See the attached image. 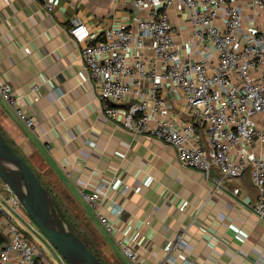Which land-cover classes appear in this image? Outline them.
I'll return each instance as SVG.
<instances>
[{"label":"crops","instance_id":"1","mask_svg":"<svg viewBox=\"0 0 264 264\" xmlns=\"http://www.w3.org/2000/svg\"><path fill=\"white\" fill-rule=\"evenodd\" d=\"M132 20L111 0H0V80L35 122L26 127L0 98V131L52 197L68 201L84 240L107 264H132L120 239L144 264H264V218L253 211L248 169L218 184L217 168L206 175L181 166L171 145L124 129V103L116 119L103 113L68 29L83 21L101 39L111 24ZM98 187L96 211L82 193ZM98 212L112 221L111 233Z\"/></svg>","mask_w":264,"mask_h":264},{"label":"built area","instance_id":"2","mask_svg":"<svg viewBox=\"0 0 264 264\" xmlns=\"http://www.w3.org/2000/svg\"><path fill=\"white\" fill-rule=\"evenodd\" d=\"M111 2L129 9L133 20L111 24L101 39H93L83 21H73L68 29L105 116L116 119L117 105L124 103V129L171 145L181 166L206 175L217 168L218 184L248 169L257 188L253 211L264 218V0ZM45 7L50 10V3ZM0 98L26 127L34 126L3 80ZM3 188L0 264H53L49 254L67 264L40 229L20 215L12 190ZM238 191L233 187L232 193ZM102 192L98 187L82 193L93 210ZM98 214L111 233L112 221ZM118 243L132 264H144L133 245Z\"/></svg>","mask_w":264,"mask_h":264},{"label":"water","instance_id":"3","mask_svg":"<svg viewBox=\"0 0 264 264\" xmlns=\"http://www.w3.org/2000/svg\"><path fill=\"white\" fill-rule=\"evenodd\" d=\"M0 180L12 190L30 220L67 264H106L66 224L58 213L50 192L1 132Z\"/></svg>","mask_w":264,"mask_h":264},{"label":"rangeland","instance_id":"4","mask_svg":"<svg viewBox=\"0 0 264 264\" xmlns=\"http://www.w3.org/2000/svg\"><path fill=\"white\" fill-rule=\"evenodd\" d=\"M0 193L2 194V195H4V196H6L7 195V192H6V190L3 188V183H2V181L0 180ZM53 199V202H55V204H57V206L59 207V210H60V212H61V214L63 215V217L65 218V222H66V224L68 225V226H71V227H73L74 228V230L76 231V232H79L81 235V238L82 239H85V240H87V241H89V239L87 238V237H84V235L83 234H85L86 235V231L85 230H82V229H80L79 228V226H80V224H77V222H76V218L77 219H80L79 218V216L78 215H71V214H69L68 213V211L66 210V207H64L63 205H64V202H67L66 204H68V201L66 200V201H64V198H59V195L57 196V197H54V198H52ZM18 211L20 212V215L22 216V217H25L26 219H28V220H30V218L28 217V215L26 214V212L23 210V208L21 207V205L18 207ZM18 216V215H17ZM19 220H20V222L22 221V219L21 218H19ZM31 221V220H30ZM49 258H51V262L53 263V264H61L57 259H55L53 256H51L50 254H49ZM54 258V259H53ZM99 258L104 262V263H106V261L103 259V258H101L100 256H99ZM107 264V263H106Z\"/></svg>","mask_w":264,"mask_h":264},{"label":"trees","instance_id":"5","mask_svg":"<svg viewBox=\"0 0 264 264\" xmlns=\"http://www.w3.org/2000/svg\"><path fill=\"white\" fill-rule=\"evenodd\" d=\"M1 132V131H0ZM2 133V132H1ZM3 134V133H2ZM4 135V134H3ZM4 137H5V135H4ZM6 138V137H5ZM7 139V138H6ZM8 142L12 145V143L8 140ZM12 147H13V145H12ZM14 148V147H13ZM14 150H16L15 148H14ZM17 151V150H16ZM18 152V151H17ZM24 158V157H23ZM32 168V167H31ZM38 177V176H37ZM39 178V177H38ZM41 183L44 185V183L41 181ZM44 187L49 191V189L44 185ZM50 192V191H49ZM51 194V193H50ZM52 196V195H51ZM53 198V197H52ZM53 200V199H52ZM54 205H55V207H56V209H57V211H58V213L60 214V216L64 219V221H66L65 220V218L63 217V215L61 214V212H60V210H59V207L57 206V204H55V202H54ZM70 228H71V226H69ZM72 229V231H74L77 235H79V233L78 232H76L73 228H71ZM80 236V235H79ZM81 237V236H80ZM84 240V239H83ZM84 242L86 243V245L94 252V254L99 258V255H98V253H96L93 249H92V247L90 246V245H88L87 244V242L84 240ZM100 259V258H99ZM101 260V259H100Z\"/></svg>","mask_w":264,"mask_h":264}]
</instances>
